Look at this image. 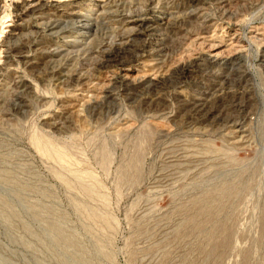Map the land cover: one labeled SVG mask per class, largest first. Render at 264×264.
<instances>
[{"label": "rangeland", "instance_id": "rangeland-1", "mask_svg": "<svg viewBox=\"0 0 264 264\" xmlns=\"http://www.w3.org/2000/svg\"><path fill=\"white\" fill-rule=\"evenodd\" d=\"M261 220L264 0H0V264H264Z\"/></svg>", "mask_w": 264, "mask_h": 264}, {"label": "bare ground", "instance_id": "bare-ground-1", "mask_svg": "<svg viewBox=\"0 0 264 264\" xmlns=\"http://www.w3.org/2000/svg\"><path fill=\"white\" fill-rule=\"evenodd\" d=\"M95 1H98V0H95ZM53 27V26H52ZM58 27V26H57ZM67 27H68V25H67ZM71 27V29H72V31H79L78 32V34H76V35H79V37H83L82 35H86L87 33V29H92V23H90L89 21L88 22H86V23H82L81 25H79V27H76L75 26V24H71V26H69V28ZM64 28V27H63ZM86 34H85V33ZM77 37V36H76ZM98 87V86H97ZM84 91H85V89H84ZM88 92H90V90L88 91ZM83 93V92H82ZM88 94V93H87ZM90 94V93H89ZM92 95L93 94H90V96L89 97H87V99H90L91 97H92ZM87 99L86 100H84V102L86 103V101H87ZM83 102V103H84ZM230 126L233 128V131H230V132H228V139H232V141H233V139L235 138L236 139V137H238L236 140H238V141H236L235 139H234V141L232 142L233 144L234 143H237V142H240V141H242L243 140V137H245V136H243V135H241V134H243V132H245L244 131V129L242 128L243 126L240 124V123H236V122H232L231 121V124H230ZM236 133H238V136H236ZM239 133H241L240 135H239ZM247 133V132H246ZM142 139V138H141ZM38 141H36V144H37V147L39 148V149H41V150H43V151H47L48 153H52V149L50 148V144L48 145V143L45 141V143H47V144H43L42 142H40V140L39 139H37ZM42 140V139H41ZM46 140V139H45ZM246 142V141H245ZM52 147V146H51ZM234 147V146H233ZM40 150V151H41ZM42 151V152H43ZM53 152H54V155L56 154V156H59L60 158H61V156H62V154L63 153H61L62 151H59V150H53ZM53 154V153H52ZM51 154V155H52ZM50 155V154H49ZM53 155V156H54ZM66 156V153H65V155H63V157L61 158V160L64 158ZM134 157L135 158H137L138 156L137 155H134ZM133 157V158H134ZM60 160V159H59ZM130 165V164H129ZM127 169V168H126ZM125 175V174H124ZM65 178V177H64ZM253 180V179H252ZM255 181V180H254ZM250 182V181H249ZM247 184V183H246ZM248 184H251V183H248ZM243 185H245V184H243ZM250 187H253L252 186V184H251V186L249 185L248 187H246L247 189L248 188H250ZM218 188V187H217ZM222 188H224V189H222ZM221 188V190H222V195L223 196H225V195H232V193H230V188H228L226 185H225V187H222ZM245 189V188H244ZM90 190V189H89ZM88 190V191H89ZM220 190V189H219ZM243 190V189H242ZM241 190V191H242ZM87 191V192H88ZM213 192V191H212ZM244 192V194H245V191H243ZM219 193V192H218ZM230 193V194H229ZM220 194V193H219ZM211 195V194H210ZM234 195H236V194H234ZM212 197V196H211ZM237 197V196H236ZM246 197H247V195H246ZM239 198V197H238ZM240 198H242V197H240ZM247 199H250V198H247ZM240 200V199H239ZM208 201V200H207ZM213 201V200H212ZM209 203V202H208ZM208 203H207V205H208ZM205 204V203H204ZM210 204V203H209ZM211 207V206H210ZM232 216V215H231ZM229 220V219H228ZM231 220V219H230ZM263 220H261L260 222H262ZM229 223V222H228ZM262 223H264V222H262ZM261 224V223H260ZM259 224V225H260ZM261 225H263V224H261ZM225 226V225H224ZM264 226V225H263ZM227 227V226H226ZM225 228V227H224ZM263 228V227H262ZM262 228H258V229H261V232H263L264 233V230H262ZM56 231L60 234V230H58L57 228H56ZM225 231H227V230H225L224 229V233H225ZM230 231V230H229ZM258 232V231H257ZM228 234V233H227ZM260 234V236L259 237H262V234L261 233H259ZM226 237V236H225ZM227 238V237H226ZM225 238V239H226ZM229 238V237H228ZM255 238V237H254ZM258 238V237H257ZM257 238H256V241L259 243L260 241V239L259 240H257ZM60 239H62L61 241H65V242H67L69 245H71L73 242V239H71L70 237H66V236H61V238ZM223 239V238H222ZM231 239V238H230ZM228 240V239H227ZM230 241V240H229ZM228 241V242H229ZM65 244V243H64ZM67 246V245H66ZM263 246V245H262ZM69 247H71V246H69ZM250 248H252V247H250ZM258 248V247H257ZM261 248V247H260ZM74 249V248H73ZM248 251V250H247ZM249 252V251H248ZM252 252V251H251ZM254 253V252H253ZM256 253H257V251H256ZM254 255V254H253ZM257 257V256H256ZM256 264V263H255Z\"/></svg>", "mask_w": 264, "mask_h": 264}]
</instances>
